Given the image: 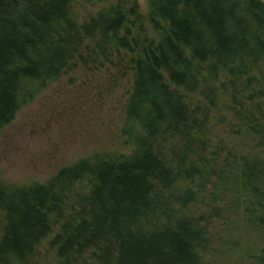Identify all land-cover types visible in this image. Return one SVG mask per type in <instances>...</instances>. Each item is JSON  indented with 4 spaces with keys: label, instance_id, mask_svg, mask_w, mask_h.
<instances>
[{
    "label": "trees",
    "instance_id": "obj_1",
    "mask_svg": "<svg viewBox=\"0 0 264 264\" xmlns=\"http://www.w3.org/2000/svg\"><path fill=\"white\" fill-rule=\"evenodd\" d=\"M75 2L0 0V132L77 63H110L132 74L121 129L130 152L94 153L45 184L0 180V264H32L51 237L58 264H202L210 240L186 210L208 186L212 205L228 198L260 237L249 264H264V160L228 151L215 168L218 154L206 158L207 114L191 110L178 91L199 95L208 113L230 91L241 119L245 101L264 99V3L150 0L161 36L155 43L135 1L131 11L118 3L81 25ZM136 25L133 34L128 28ZM260 128L252 130L262 155Z\"/></svg>",
    "mask_w": 264,
    "mask_h": 264
},
{
    "label": "rangeland",
    "instance_id": "obj_2",
    "mask_svg": "<svg viewBox=\"0 0 264 264\" xmlns=\"http://www.w3.org/2000/svg\"><path fill=\"white\" fill-rule=\"evenodd\" d=\"M75 1L73 16L80 25L118 3H124L125 12L131 11L135 1L142 19L140 25L149 41L157 43L161 38L153 30L155 20L151 17L150 0L89 4ZM260 1L264 3V0ZM129 21H133V17ZM139 28L136 25L128 29L135 34ZM88 48L93 50L92 46ZM83 56L86 54L83 53ZM112 59L116 65L120 62L116 56ZM80 65L77 63L75 70L49 85L0 132V180L4 185L22 187L32 183L45 184L60 169L89 158L94 153L130 152L121 129L132 74L130 71L124 73L123 66L118 69L110 63H103L100 67L98 62L97 66L90 65L88 68ZM178 91L191 110L201 106V112L207 114L206 136L211 146L206 158L218 154L215 168L224 165L222 160L228 151L237 153L235 157L238 159L250 154L264 160V153L261 155V149L257 148V138L252 130L257 124L264 131V99L255 98L252 103L245 101L247 105L241 119L238 115L240 109L232 102L230 91L229 97L218 100L209 113L205 108L207 102L199 95ZM244 116L248 117V122L244 121ZM227 171L225 169L224 172ZM231 173L233 176L236 171L232 168ZM226 181L227 173L221 185ZM210 191L211 187L208 186L198 203L186 210V214L201 219L210 240L202 264H249V256L261 247L260 237L244 227L243 214H239V211L236 213V205L231 204L228 198L223 203L212 205L207 195ZM51 239L37 248L32 264H58L56 252L49 244ZM85 264L90 262L86 261Z\"/></svg>",
    "mask_w": 264,
    "mask_h": 264
}]
</instances>
